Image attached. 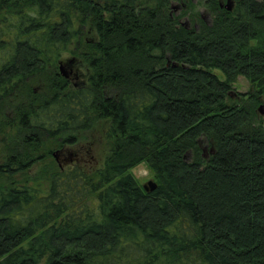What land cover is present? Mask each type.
<instances>
[{
  "label": "trees",
  "instance_id": "1",
  "mask_svg": "<svg viewBox=\"0 0 264 264\" xmlns=\"http://www.w3.org/2000/svg\"><path fill=\"white\" fill-rule=\"evenodd\" d=\"M222 1L0 0V264H264V0ZM100 123L102 167L58 166Z\"/></svg>",
  "mask_w": 264,
  "mask_h": 264
},
{
  "label": "rangeland",
  "instance_id": "2",
  "mask_svg": "<svg viewBox=\"0 0 264 264\" xmlns=\"http://www.w3.org/2000/svg\"><path fill=\"white\" fill-rule=\"evenodd\" d=\"M192 1L197 5L198 11L200 12L203 19L209 21L211 19V14L208 12L207 8L200 5V1H202V0H192ZM222 3L226 5L227 0H223ZM173 6L182 7L183 5H182V3H176ZM173 12L177 16L180 15V10L173 9ZM181 22L183 24L187 23L188 18L187 17L182 18ZM70 59H75L77 61V63L79 64L78 60L76 58L71 57L69 54H66L59 61V63L61 61L67 62ZM79 66L80 67H78V70L84 75L83 78H85V81H87L88 73H87L86 69L84 67H81V65H79ZM57 71L59 72V64H58ZM216 73L220 76V78L222 80L225 79L224 75L220 71H216ZM62 78L67 81V79H65L64 77H62ZM82 80H84V79H82ZM68 83L71 84L69 81H68ZM72 86L73 85L71 84L70 87H72ZM38 89H39V87L35 88V91H37ZM250 90H251L250 82L246 78L240 76L237 79L236 83L233 85L231 98L233 100H235L236 98H239L240 94H246ZM262 118H264V116H262ZM203 147H204L205 157H209V154H210L209 144L204 143ZM64 149L72 151V152H81L80 153L82 156L81 158H83V160L81 161V164L84 165L83 167L86 170H94V169L102 167L104 160L106 158L107 152H108L107 147H105V142H104L103 124H101V123L98 124L97 128L95 130H93L92 132L84 133L83 137H81L80 141L77 144L66 145L63 148L56 149L54 154L61 152ZM53 158H54V161L57 163L58 166H60V164L63 163V162H61V163L57 162V160L54 156H53ZM39 168H40L39 165H37V168H35V170L34 169L32 170L31 175H33L36 172V169L38 170ZM130 173L136 178V180L139 182V184L141 186H143L145 183H147L150 180H154L155 182H157L156 177H155V173L150 169V167L146 163H142V164L136 166L135 168L131 169ZM40 264H47V260L44 259Z\"/></svg>",
  "mask_w": 264,
  "mask_h": 264
},
{
  "label": "water",
  "instance_id": "3",
  "mask_svg": "<svg viewBox=\"0 0 264 264\" xmlns=\"http://www.w3.org/2000/svg\"><path fill=\"white\" fill-rule=\"evenodd\" d=\"M221 7L225 8L227 11L231 12L234 7V3L231 0H227L226 5L221 3ZM173 9L180 10V6H173ZM77 65V61L75 59H70L67 62L61 61L59 63V74L67 80H79L80 79V71L75 69ZM260 115L264 116V105L260 106L258 109ZM60 152L55 153L54 157L58 162V155ZM207 158V157H205ZM158 188L157 182L154 180H150L142 186V189L147 193L150 194L154 192Z\"/></svg>",
  "mask_w": 264,
  "mask_h": 264
},
{
  "label": "flooded vegetation",
  "instance_id": "4",
  "mask_svg": "<svg viewBox=\"0 0 264 264\" xmlns=\"http://www.w3.org/2000/svg\"><path fill=\"white\" fill-rule=\"evenodd\" d=\"M80 64L77 63L75 69H78V67ZM81 73V72H80ZM84 75L81 73L80 74V79L79 80H67L69 81L73 86L72 87H77L79 84H85L86 81H85V78H83ZM84 79V80H82ZM70 84V85H71ZM81 152H72V151H69V150H63L59 153L58 155V162L61 163L63 162L62 164H60V167L62 169H65V168H68V167H74V166H80L82 168H84L81 164V161L83 160V158H81Z\"/></svg>",
  "mask_w": 264,
  "mask_h": 264
}]
</instances>
